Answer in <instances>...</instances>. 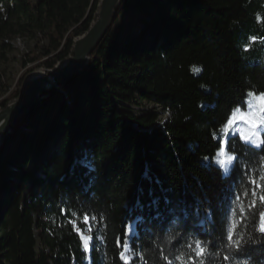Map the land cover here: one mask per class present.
Returning a JSON list of instances; mask_svg holds the SVG:
<instances>
[{
  "label": "trees",
  "instance_id": "obj_1",
  "mask_svg": "<svg viewBox=\"0 0 264 264\" xmlns=\"http://www.w3.org/2000/svg\"><path fill=\"white\" fill-rule=\"evenodd\" d=\"M98 1L0 0V33L39 35L51 70L88 30ZM249 91L264 92V0H124L89 67L0 151V264H119L115 240L138 217L133 264H178L192 237L215 241L217 264H233L225 255L264 264L255 227L264 205L245 211L241 253L221 239L236 196L247 210V177L261 172L264 146L230 135L235 170L225 176L212 162L213 134L222 137ZM154 199L158 209L148 207ZM85 215L90 258L73 227L85 231Z\"/></svg>",
  "mask_w": 264,
  "mask_h": 264
},
{
  "label": "snow or ice",
  "instance_id": "obj_2",
  "mask_svg": "<svg viewBox=\"0 0 264 264\" xmlns=\"http://www.w3.org/2000/svg\"><path fill=\"white\" fill-rule=\"evenodd\" d=\"M223 127L226 131L222 137H217L213 134V139L219 142L217 156L223 155V158L216 159L213 157L212 162L227 176L235 170L238 159L234 152L229 154L230 150L227 146L228 136L239 135L245 144H250L257 148L264 146V92L257 93L255 91H249L247 98L243 102V106L238 105L232 110L231 115ZM257 137L259 138V142H257ZM205 160L207 161L209 158L205 157ZM261 168L262 170L258 175H249L247 177L248 184L251 185V199L248 202L247 210L244 207V201L241 199V196H236L234 206L230 210L223 229L221 239L222 241H226V243H223V247L229 249L234 254H239L244 250L242 235L238 229L246 218L245 211L249 213L256 212L261 205H264V165ZM242 196L248 197L249 191L245 189ZM158 204L159 202L154 199L149 203L148 207H156L158 209ZM140 207L143 208L144 206L141 205ZM257 216L256 231L264 236V210L258 211ZM95 219V217L91 218V220ZM141 220L142 217H138L136 221L125 227L123 242L120 237L116 238L115 245L121 249L118 253L119 264H133L134 261L141 258L133 249V244L138 239L136 232L137 224ZM83 222L86 228L91 230L88 215L84 216ZM73 227L79 236L82 251L90 258V254L95 247L93 244L94 237L85 236L84 231L76 228L74 222ZM176 239L177 237L173 233L165 237L164 243L172 244ZM182 247L186 248L187 252H181L174 257L175 262H178V264H217V258L220 256V252L215 250V241L211 239L192 237ZM162 258L167 264H174V261L169 260L167 256H162ZM224 260H231L233 264H248L247 260H235L231 255H225Z\"/></svg>",
  "mask_w": 264,
  "mask_h": 264
},
{
  "label": "water",
  "instance_id": "obj_3",
  "mask_svg": "<svg viewBox=\"0 0 264 264\" xmlns=\"http://www.w3.org/2000/svg\"><path fill=\"white\" fill-rule=\"evenodd\" d=\"M123 2L99 0L88 30L73 41L69 55L53 69H47L48 75L38 78L30 73L22 82L17 98L0 108V151L17 124L89 67L92 54L110 30Z\"/></svg>",
  "mask_w": 264,
  "mask_h": 264
},
{
  "label": "rangeland",
  "instance_id": "obj_4",
  "mask_svg": "<svg viewBox=\"0 0 264 264\" xmlns=\"http://www.w3.org/2000/svg\"><path fill=\"white\" fill-rule=\"evenodd\" d=\"M31 1L35 2L36 0ZM46 46L47 41L33 33H26L21 36L8 35V37H3L0 33V104L7 102L17 91L21 79L25 77L28 71L33 70L34 74L48 75L47 69L42 67L51 57L44 55L43 48ZM152 108L149 107V109ZM167 116L162 114L161 118L164 120ZM5 143L6 140L4 146ZM219 157L221 159L223 155ZM89 233L90 230L88 229L84 231L85 236H88Z\"/></svg>",
  "mask_w": 264,
  "mask_h": 264
},
{
  "label": "bare ground",
  "instance_id": "obj_5",
  "mask_svg": "<svg viewBox=\"0 0 264 264\" xmlns=\"http://www.w3.org/2000/svg\"><path fill=\"white\" fill-rule=\"evenodd\" d=\"M42 76H44L43 73H38V74H33V75H32V77H38V78H39V77L41 78Z\"/></svg>",
  "mask_w": 264,
  "mask_h": 264
}]
</instances>
